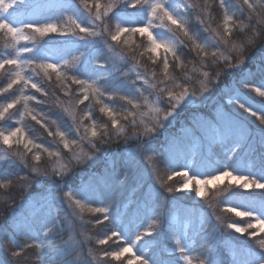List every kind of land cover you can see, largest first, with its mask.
<instances>
[{"label": "snow or ice", "instance_id": "1", "mask_svg": "<svg viewBox=\"0 0 264 264\" xmlns=\"http://www.w3.org/2000/svg\"><path fill=\"white\" fill-rule=\"evenodd\" d=\"M0 151V264H264V2L0 0Z\"/></svg>", "mask_w": 264, "mask_h": 264}, {"label": "trees", "instance_id": "2", "mask_svg": "<svg viewBox=\"0 0 264 264\" xmlns=\"http://www.w3.org/2000/svg\"><path fill=\"white\" fill-rule=\"evenodd\" d=\"M32 2H34V3H57V2H63V0H32ZM70 2L76 3V2H78V0H70ZM102 2L105 3V4H107L109 2V0H102ZM261 2H264V0H261ZM17 14H19V15H26V16H29V17L32 16V13L31 12H29L26 9H23V8H21L18 11ZM52 15H59V11L56 10V9H44V10H42L40 12H37L35 18L43 19L46 16H52ZM217 19H219V14L218 13H217ZM136 40H137V43H141L142 42L138 36L136 37ZM22 43H24V42H22ZM57 43H59V42L56 41V40L50 41V44H52V45H55ZM29 46H31V45H29ZM253 55H254V58H258L259 55H260V50L257 49L253 53ZM188 59H191V57H189ZM191 66L192 65L189 64V67H191ZM256 86H258V85H256ZM252 95L256 97V100L255 101H252V103H256V101H258L260 99V97L258 96V94L254 93V92L252 93ZM45 110H46V108H45ZM28 126L29 127L32 126L31 122H28ZM0 155H3V152L2 151H0ZM240 159H241V165L242 166L243 165H247L248 167L251 166V161L250 160H248L246 158H240ZM222 162L223 161H221V160H217L214 163H210L207 168L202 169V170H204V171H212L214 168L219 167L220 166V163H222ZM176 179H179V178L177 177ZM0 195H3V193H0ZM184 203L186 205H191L193 211L199 210V207H200L199 204L196 203L195 201H193L191 198H186L184 200ZM17 204H19V198L18 197H17ZM2 211H3V204L0 203V212H2ZM67 211H68L67 209H64V212H67ZM175 211L181 217L182 222H183V220L189 218L188 215H187L188 209L184 208L183 206L177 207V209ZM63 214L64 213H62V215ZM88 219H91V217H89L87 214H85V220H88ZM3 223H4V221L3 220H0V224H3ZM36 226L39 227V222H37ZM89 228L91 229V225H89ZM104 230L105 229H103V228L91 229L90 234L93 235V236H95L98 233H102ZM118 243H122V242H118ZM109 245H111V247L109 248V250H113L114 247H115V245L113 244V242L110 241L109 242Z\"/></svg>", "mask_w": 264, "mask_h": 264}]
</instances>
